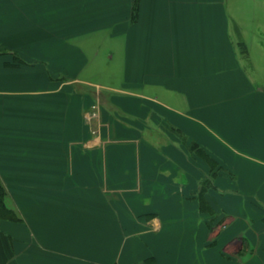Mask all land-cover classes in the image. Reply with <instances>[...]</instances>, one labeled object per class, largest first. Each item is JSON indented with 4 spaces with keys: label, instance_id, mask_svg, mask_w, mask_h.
Here are the masks:
<instances>
[{
    "label": "crops",
    "instance_id": "crops-1",
    "mask_svg": "<svg viewBox=\"0 0 264 264\" xmlns=\"http://www.w3.org/2000/svg\"><path fill=\"white\" fill-rule=\"evenodd\" d=\"M232 1L0 0V264H264V0L238 36Z\"/></svg>",
    "mask_w": 264,
    "mask_h": 264
},
{
    "label": "rangeland",
    "instance_id": "rangeland-1",
    "mask_svg": "<svg viewBox=\"0 0 264 264\" xmlns=\"http://www.w3.org/2000/svg\"><path fill=\"white\" fill-rule=\"evenodd\" d=\"M253 0H237V2L232 1L231 2V7L234 4L232 9L233 11L231 12L232 16H235V20L233 21V30L236 33V36H238V31H248V30H253V25L251 24L253 20H250L249 14L251 12L249 10L250 7L254 6V2L251 3ZM242 50V47H239ZM13 211V210H12ZM15 216V213H14Z\"/></svg>",
    "mask_w": 264,
    "mask_h": 264
},
{
    "label": "trees",
    "instance_id": "trees-1",
    "mask_svg": "<svg viewBox=\"0 0 264 264\" xmlns=\"http://www.w3.org/2000/svg\"><path fill=\"white\" fill-rule=\"evenodd\" d=\"M5 189L0 181V223L4 219H14V212L5 203Z\"/></svg>",
    "mask_w": 264,
    "mask_h": 264
}]
</instances>
